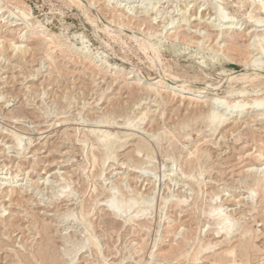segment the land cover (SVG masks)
I'll use <instances>...</instances> for the list:
<instances>
[{
	"label": "rangeland",
	"instance_id": "rangeland-1",
	"mask_svg": "<svg viewBox=\"0 0 264 264\" xmlns=\"http://www.w3.org/2000/svg\"><path fill=\"white\" fill-rule=\"evenodd\" d=\"M74 1L0 0V264H264V0Z\"/></svg>",
	"mask_w": 264,
	"mask_h": 264
},
{
	"label": "bare ground",
	"instance_id": "bare-ground-1",
	"mask_svg": "<svg viewBox=\"0 0 264 264\" xmlns=\"http://www.w3.org/2000/svg\"><path fill=\"white\" fill-rule=\"evenodd\" d=\"M71 1H73V3H77L76 1H74V0H71ZM253 1V0H252ZM72 4V3H71ZM73 6H74V4H73ZM261 8H264V2L261 4ZM2 10H3V7H0V14L2 13ZM217 13H219V17L221 18V22H224V23H230V22H232V20L231 19H228L226 16H225V14H223V13H225V12H221V11H219V12H217ZM26 14V13H25ZM24 14V15H25ZM23 15V14H22ZM11 16V15H10ZM27 16V15H26ZM251 17H253V16H251ZM257 17V16H256ZM253 19H255L254 17H253ZM260 22L261 21H263V20H259ZM122 22V21H121ZM234 22V21H233ZM256 22V21H255ZM264 23V22H263ZM262 24V23H261ZM125 25V24H124ZM37 27H39V26H37ZM32 29H35V27H33L32 26ZM111 36V35H110ZM52 41V40H51ZM143 41H144V39H143ZM142 41V42H143ZM149 42V41H148ZM144 43L146 44V42L144 41ZM50 44V43H49ZM55 44V43H54ZM142 44V43H141ZM145 44H142L145 48H147V46L145 45ZM150 44V43H149ZM152 44V43H151ZM150 46V45H149ZM154 45H152V47H153ZM83 47V46H82ZM21 47H19V49H18V51H26L25 49H20ZM149 48V47H148ZM155 48V47H154ZM153 48V49H154ZM149 49H151L152 50V48L150 47ZM87 50V49H86ZM156 50V49H155ZM145 51V50H144ZM157 52V51H156ZM155 52V53H156ZM159 52V51H158ZM160 53V52H159ZM155 55V54H154ZM105 60V59H104ZM245 74V73H244ZM249 75V74H248ZM247 77V76H246ZM249 83V82H248ZM252 83V82H251ZM187 84V83H186ZM257 84V83H256ZM168 85V83H167V79H160L159 81H157V82H155V84H153V87L154 88H151V91H153V90H159V88H163V87H166ZM178 86V85H177ZM177 86L176 85H174V86H172V88H176V91L175 92H182V93H192V92H195V91H197L196 90V88H195V85H193V84H189V85H182L181 84V87L180 88H177ZM134 89V88H133ZM134 92V91H133ZM246 92V91H245ZM258 92V91H257ZM242 97H244V93H243V96ZM218 99V98H217ZM226 102L227 101H220L219 102V105H218V107H217V109H222L223 111L224 110H228V108H230V112L232 111V112H235V113H237V115L235 116V119L234 120H237L238 118H241L242 119V117H244V113H246V112H249V109L250 108H253V112H259V111H263L264 110V98H262L260 101H258L254 106H252V107H249L248 106V104L247 103H244V101H236L234 104H232L230 107L229 106H226ZM251 104V103H250ZM228 105V104H227ZM216 109V110H217ZM226 112H228V111H226ZM264 113V112H263ZM223 114V113H222ZM257 116H259V114L257 115ZM261 116H263V115H261ZM211 117V116H210ZM233 120V119H232ZM223 123H225V119H224V117H223V115H215V111H212V120H211V126H216V129H217V127H219L221 124H223ZM232 124V123H231ZM138 127V126H137ZM135 130V129H134ZM133 132V131H132ZM124 133V132H123ZM128 137V136H127ZM136 138H138V137H136ZM19 139V138H18ZM121 140V139H120ZM102 141V143L103 144H106V145H109V144H114L115 143V137H114V135L113 134H111V133H107L106 135H105V137L101 140ZM135 144V143H134ZM108 147V146H107ZM106 147V148H107ZM170 155V154H169ZM133 156V155H132ZM151 159H153V158H151ZM139 170H141V169H139ZM131 171V170H130ZM148 171V170H147ZM129 172V171H128ZM133 179V178H132ZM141 179V178H140ZM174 180V179H173ZM127 181V180H126ZM130 181V180H129ZM120 183V182H119ZM130 184V183H129ZM146 189V188H145ZM152 189V188H151ZM192 191V190H191ZM177 192V191H176ZM179 193V192H178ZM180 194V193H179ZM154 195V194H153ZM184 196H186L185 194H184ZM190 196V195H189ZM231 196V195H230ZM233 196V195H232ZM183 197V196H182ZM219 197V196H218ZM119 198H121V197H119ZM119 198L117 199L115 196H112L110 199H108L107 201H106V207H109V208H111V209H113L114 211H115V213H117L118 215H120V217L121 216H123V212L125 213V214H128V212H130L133 208H134V206H135V204L137 203V199L136 198H133L129 203H127L126 204V208L127 209H125L124 210V207H125V203L123 202V201H121V200H119ZM122 200H123V198H122ZM101 202H103V201H101ZM100 203V202H99ZM140 203V202H139ZM216 203H218V202H216ZM218 205V204H217ZM221 206V205H220ZM215 207L214 206V210L213 211H211V217L212 218H214V219H216L217 220V225H218V227L216 228V233L218 234V237H228V236H233L232 234L234 233V227L236 226V224H237V222L239 221V220H241V219H233V218H231L230 216H232V215H228L226 212L225 213H223V212H221L220 210H222L221 209V207H223V206H221V207ZM138 208V207H137ZM141 209V208H140ZM81 210V209H80ZM139 210V209H138ZM137 210V211H138ZM226 210V209H225ZM91 211V210H90ZM222 211H224V210H222ZM150 212V211H149ZM142 213V212H141ZM116 214V215H117ZM132 214V213H131ZM140 214V213H139ZM115 215V216H116ZM150 215V214H149ZM140 217H141V215H139ZM143 216V215H142ZM246 216V215H245ZM126 217L127 216H125V220H126ZM135 217H137V215L135 216ZM233 217V216H232ZM88 218V217H87ZM124 219V218H123ZM129 219H131V218H129ZM87 220V219H86ZM133 220V219H132ZM88 221V220H87ZM128 221V220H127ZM91 222V221H90ZM92 229V228H91ZM232 238V237H231ZM100 243V242H99ZM209 247L207 246L206 247V249H208ZM97 251V250H96ZM228 251V250H227ZM226 252V251H225ZM229 252V254H233V250L231 251H228ZM199 253V252H198ZM227 253V252H226ZM172 255V254H171ZM184 255V254H183ZM174 258V257H173ZM198 259V258H197ZM144 260V259H143ZM104 261V260H103ZM168 261V260H167ZM169 262V261H168ZM147 263H148V261H147ZM118 264V263H117Z\"/></svg>",
	"mask_w": 264,
	"mask_h": 264
}]
</instances>
